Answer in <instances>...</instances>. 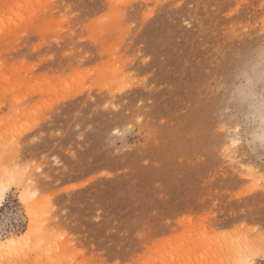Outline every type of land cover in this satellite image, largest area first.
Listing matches in <instances>:
<instances>
[{"label": "rangeland", "instance_id": "obj_1", "mask_svg": "<svg viewBox=\"0 0 264 264\" xmlns=\"http://www.w3.org/2000/svg\"><path fill=\"white\" fill-rule=\"evenodd\" d=\"M0 149V264H264V0H0Z\"/></svg>", "mask_w": 264, "mask_h": 264}, {"label": "bare ground", "instance_id": "obj_2", "mask_svg": "<svg viewBox=\"0 0 264 264\" xmlns=\"http://www.w3.org/2000/svg\"><path fill=\"white\" fill-rule=\"evenodd\" d=\"M2 142V141H1ZM238 142V141H237ZM13 143V142H12ZM232 143H234V145H235V140H232ZM232 146H233V144H232ZM3 147H5V146H3ZM3 149V148H2ZM9 149V148H8ZM0 151H1V149H0ZM3 151H4V149H3ZM2 154H3V152H2ZM6 154V152L4 153V155ZM1 156H3V155H1ZM3 157H5V156H3ZM4 159V158H3ZM2 160V159H1ZM7 171V170H6ZM5 175V174H4ZM9 175V174H8ZM8 175H6V177L8 176ZM1 176V175H0ZM4 177V176H3ZM13 177V176H12ZM5 178V177H4ZM1 181H3V179H1ZM4 181H5V179H4ZM7 182H8V180H7ZM12 182V181H11ZM8 184V185H7ZM7 184H1V186H0V209H1V207H2V205H3V203H4V200H5V197H6V194H7V192L9 191V183H7ZM23 193H25L24 194V196L22 197V198H24V201L27 203V205L29 206L28 208H29V214H30V216H31V218H32V222H31V226H30V230L31 231H29L28 232V234H26L27 235V237H22V239L23 240H21V241H19V239L18 240H16V239H8V240H6L4 243H0V252H1V249H5V250H7L6 248H9V249H12V250H14L15 248H18L19 246H21L22 244V242L24 243L25 241H27L29 238H31L30 236L32 235V233H33V227L34 226H36V224H37V218L38 217H36L35 216V214L37 213V210L39 209H37V207H38V201L37 200H34L35 198H40L39 197V195L37 194V192L36 191H33V190H27L26 192H23ZM34 200V201H33ZM45 216V215H44ZM41 221V220H40ZM37 228V227H36ZM38 230V229H37ZM43 230V229H42ZM45 231V230H44ZM35 233V232H34ZM38 235V234H37ZM60 235V234H59ZM33 238V237H32ZM29 241H32L31 239L29 240ZM28 242V241H27ZM26 242V243H27ZM30 243V242H29ZM237 244V243H236ZM240 245V244H239ZM63 246V245H62ZM239 247V246H238ZM236 248V247H235ZM241 248V247H240ZM239 248V249H240ZM239 249H237V251H236V255H239V254H237V252L239 251ZM10 251V250H9ZM247 251V250H246ZM239 253V252H238ZM243 253V252H242ZM244 257H245V255H243ZM233 258H234V256H233ZM252 258V257H251ZM235 260V259H234ZM233 262V261H232ZM252 262V261H251ZM250 262V263H251ZM236 264H249V260H247L246 258H244V259H239L238 261H237V263Z\"/></svg>", "mask_w": 264, "mask_h": 264}]
</instances>
